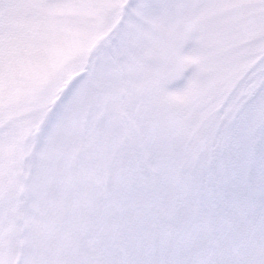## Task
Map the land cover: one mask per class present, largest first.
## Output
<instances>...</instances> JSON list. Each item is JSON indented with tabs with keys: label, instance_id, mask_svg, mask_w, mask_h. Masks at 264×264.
<instances>
[{
	"label": "rangeland",
	"instance_id": "1",
	"mask_svg": "<svg viewBox=\"0 0 264 264\" xmlns=\"http://www.w3.org/2000/svg\"><path fill=\"white\" fill-rule=\"evenodd\" d=\"M0 264H264V0H0Z\"/></svg>",
	"mask_w": 264,
	"mask_h": 264
}]
</instances>
